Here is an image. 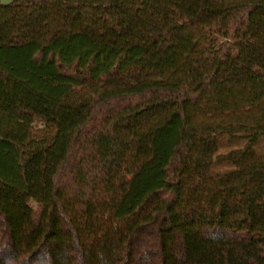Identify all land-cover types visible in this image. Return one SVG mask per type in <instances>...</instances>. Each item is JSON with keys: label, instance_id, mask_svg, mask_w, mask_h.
<instances>
[{"label": "trees", "instance_id": "1", "mask_svg": "<svg viewBox=\"0 0 264 264\" xmlns=\"http://www.w3.org/2000/svg\"><path fill=\"white\" fill-rule=\"evenodd\" d=\"M0 264H264V0H0Z\"/></svg>", "mask_w": 264, "mask_h": 264}, {"label": "rangeland", "instance_id": "2", "mask_svg": "<svg viewBox=\"0 0 264 264\" xmlns=\"http://www.w3.org/2000/svg\"><path fill=\"white\" fill-rule=\"evenodd\" d=\"M1 2L3 4H9L10 2H12V0H1ZM219 141L221 142V144H220V147H219V149L217 151V155L225 154V153L229 152L232 149L241 148L243 146V143H240V142L233 143V144L227 143L226 137L219 138ZM256 151L259 152V153H263V152L259 151L258 149H256ZM226 168H227V166H225V165L215 166L213 168L212 172L214 173V172H216L218 170H222V169H226Z\"/></svg>", "mask_w": 264, "mask_h": 264}]
</instances>
